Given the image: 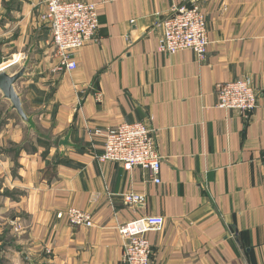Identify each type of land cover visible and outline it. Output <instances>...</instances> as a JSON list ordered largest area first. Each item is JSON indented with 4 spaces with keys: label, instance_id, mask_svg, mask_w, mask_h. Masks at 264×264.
<instances>
[{
    "label": "crops",
    "instance_id": "0c3cea01",
    "mask_svg": "<svg viewBox=\"0 0 264 264\" xmlns=\"http://www.w3.org/2000/svg\"><path fill=\"white\" fill-rule=\"evenodd\" d=\"M95 38L55 69L47 0H0V72L29 122L0 91V264H123L121 223L159 215L153 264H264V0H87ZM196 4L206 53L157 51L173 5ZM248 76V115L217 107L216 85ZM143 120L156 133L159 183L149 171L98 161L102 134ZM143 195L126 204L121 194ZM88 211L72 226L57 211Z\"/></svg>",
    "mask_w": 264,
    "mask_h": 264
},
{
    "label": "built area",
    "instance_id": "2783aa9c",
    "mask_svg": "<svg viewBox=\"0 0 264 264\" xmlns=\"http://www.w3.org/2000/svg\"><path fill=\"white\" fill-rule=\"evenodd\" d=\"M98 11V4L87 0H47L41 18L50 31L55 69L71 71L77 68L76 52L97 34ZM161 26L157 51L172 55L188 49L199 57L205 55L207 27L196 4L173 5ZM216 95L217 107L235 110L245 116L258 106V91L248 76L218 83ZM102 136V152L96 155L98 161L119 163L128 171L135 166L141 167L149 171L153 182H160L161 155L157 149L156 133L145 121L120 122ZM121 198L126 204H141L144 200L142 194L131 189L123 192ZM56 217L65 219L72 226H93L92 214L77 207L57 211ZM163 223L162 216L144 215L117 226L116 230L123 239V264H153L146 233L159 230Z\"/></svg>",
    "mask_w": 264,
    "mask_h": 264
},
{
    "label": "water",
    "instance_id": "95a60500",
    "mask_svg": "<svg viewBox=\"0 0 264 264\" xmlns=\"http://www.w3.org/2000/svg\"><path fill=\"white\" fill-rule=\"evenodd\" d=\"M21 71L14 73V74H9L6 71H1L0 72V91L3 94L5 98H7L11 104L12 108L15 109L25 120L26 122H29L30 119H28L21 107V102L18 94L16 93L14 89V83L18 79V77L21 75Z\"/></svg>",
    "mask_w": 264,
    "mask_h": 264
},
{
    "label": "rangeland",
    "instance_id": "374dc122",
    "mask_svg": "<svg viewBox=\"0 0 264 264\" xmlns=\"http://www.w3.org/2000/svg\"><path fill=\"white\" fill-rule=\"evenodd\" d=\"M25 121V120H24Z\"/></svg>",
    "mask_w": 264,
    "mask_h": 264
}]
</instances>
